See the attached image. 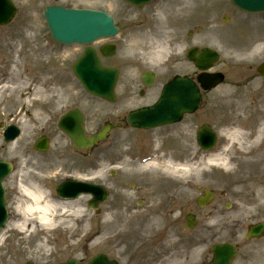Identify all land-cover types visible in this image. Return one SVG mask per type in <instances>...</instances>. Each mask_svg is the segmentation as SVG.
<instances>
[{"label":"rangeland","instance_id":"rangeland-1","mask_svg":"<svg viewBox=\"0 0 264 264\" xmlns=\"http://www.w3.org/2000/svg\"><path fill=\"white\" fill-rule=\"evenodd\" d=\"M13 1L17 5L15 17L7 26L0 27V59H3L0 60V76L1 74H10L13 78L10 83H16V85L14 90L11 87H8V90L0 91V106L9 105L12 102L15 103V106H19L22 103V99H25L23 97L21 98L20 94L26 91L24 86L30 84L32 90L26 98V100H29L26 101V104H31V117H24L26 118V125L22 129L23 132L20 135V138L18 137V140H16V143L12 145V148L10 147L9 151L10 154H14L12 157H14L18 163V159L21 157L20 154L23 153V145L30 140L28 143L29 151H26L25 155L31 160V165L27 162L26 170H30L29 174H32L33 180H35V178L40 179V176L44 179L45 177H49L46 178L45 181L43 180L45 182L43 188L46 192H49L50 195L54 193V186L58 183L62 174L73 173L81 176L87 175L88 173H86L85 170L87 166L92 164L94 155L87 157L90 160L81 157L76 158L75 161L69 159L71 162L75 163L77 170L66 168L69 165L64 163H60L54 168H52V166L50 169L47 168L45 164L40 163V157L45 155L46 157H53L56 155L62 159V156L68 153L69 156L76 157V153H74L70 142L56 128V126L54 124L51 126L46 125L45 119L47 113H49V109L51 108L53 112H59L68 105L73 104L77 106L84 113V126L86 133H92L102 126L108 112V109L103 105L105 104L107 108L108 105L106 102L86 93L72 74V62L82 51V46L73 45L66 47L55 43L50 38L40 15L41 9L48 4L58 3L67 6L99 8L106 10L114 17L115 23L120 26V35L110 38L109 40L112 39V41L117 44L118 53L114 57L105 58L104 62L106 64L116 65L120 68L121 73L123 74V80L118 84L117 91L121 96H123L121 91L126 79L140 73L145 68L148 69L147 67L155 69L159 74V77L162 79L167 78L168 75H171L174 72H184V57L179 53V50L184 45H187V43L210 46L220 53V58L214 69H218L225 74L224 83L212 91L205 92L199 109L192 115H187V119H184L180 124L174 126L171 137L159 141L154 150L158 157L162 156V153L170 148H172L170 154H172V151L174 150L172 158L179 162H183L181 161V158H183L181 152L185 153L186 148L187 154L189 153L188 150L191 149V153L194 155L196 153L194 134L198 123L204 121L210 122L218 135H220L221 129L225 124L227 125L228 120H230L228 110L222 109L220 105L221 97L219 96V90L221 88L225 89L227 86L236 88L241 85L245 87L250 82H254L259 86L258 92L255 93L253 90L250 93L247 102L251 105L263 107L262 109L264 110V76H259L255 71V67L260 62L264 61V39L261 42L259 40L255 45L254 43L251 44L247 41H245V44L243 45H235L231 42L234 41L235 43H239L238 38H236V33H231L237 25H250L252 28L255 26L258 30L264 29V23L258 24V20H261V18L264 17V14L245 18L246 16L242 15L240 11L230 5L229 0H210L212 4H216L220 9L215 13L206 10L208 15L188 16L187 20H190V23H187L184 27H180L181 30L179 31L175 28L174 31H172L166 30L157 18L153 19L154 24L150 22L151 19L154 18L151 13V7L147 11H137L126 5L122 0ZM136 13L140 15H136ZM222 14L229 15L230 21L223 24L220 19ZM142 16L143 19L141 20ZM148 20V26L142 25L147 23ZM172 20H175L173 21L175 27L177 20ZM137 23L138 27L136 29H134L135 27L131 28ZM200 24L203 26L200 30H197V25ZM150 26H153L154 31H148ZM187 29L196 30L190 38H187ZM165 32L175 33L168 34ZM255 33L260 34L261 31H255ZM141 35L142 39L144 38L142 42L145 43L142 46L146 48L145 53L142 54L144 60H142V57L135 56H141L140 52H143L141 47H129L130 44L138 42ZM127 36H133V40L128 45ZM226 36L229 39V44H233L234 47L227 46V49L224 47L223 42L227 39ZM169 37L172 38L168 42V45H170V49L173 50L169 52L170 55L166 54L161 59H154L152 55H145L151 54L154 46L161 42L168 41ZM95 46H97V44H95ZM253 46L258 47L259 50L254 59L249 60L246 57V54L253 49ZM166 58H168V60H165ZM6 63L8 64L6 65ZM26 67L27 69H25ZM22 69H25L26 76L24 77V71H21ZM188 69L191 71L190 68ZM13 70L19 71L18 77H14ZM7 83L9 82L7 81ZM250 91L251 90L248 92ZM1 109L4 111L2 107ZM242 116L252 117V120L258 121L257 118L260 115L258 116L251 111H246ZM249 120V118L243 119L245 122L244 125H248V122H250ZM259 122H263L264 124V116ZM41 127H44V132H48L52 138L50 149L46 153H36L31 147L33 139L40 134ZM220 143L221 139L219 140L218 147L220 146ZM100 148L98 147L94 150V153L99 151V149L103 152V140L101 141ZM3 150L4 148L0 151L2 152ZM99 157L103 158V154ZM81 159H83V161L86 160L88 163L83 164L80 162L79 164L78 161ZM235 163L236 166L239 163L244 171L243 175L240 177L242 178L245 187H250L252 183H250L249 179L253 177L258 178L259 174H262L260 180L263 181L264 162L262 163V169H250L251 167L249 165L243 164V161L237 157L236 161L234 160L230 163L231 171L235 168ZM63 168L66 169L61 170ZM248 171H250V175H247ZM99 173L100 175L96 180L103 182L106 176L105 170L101 169ZM152 173L154 176H157V173ZM201 174L202 172L198 175H194L193 178L200 179L201 177V180L206 186L216 187L217 191H221L222 188L226 187L229 192L232 188V182L229 176H237V174L227 172L224 178L215 179V174L217 173L208 175ZM157 179L163 184L161 186H164L161 188L162 191L169 192L170 194L174 193L175 196L173 197L176 198H171H173L172 201H174L176 213L179 214L180 212L184 213V211H187V205L185 204L190 196H194L195 192L194 187H187V175L183 177V180H175V182L170 176H161L160 178L158 176ZM184 181L186 184H184ZM189 192L191 194L187 199ZM233 192L235 194L240 193L236 188H233ZM256 193L259 197V199L257 198L256 200L264 201V190L260 185L256 189ZM229 197L233 198L231 194ZM87 198L88 196H83L71 205L68 203V206L65 208L66 212L64 213V216L60 215L63 210L57 209L54 211V214L57 216L55 219L56 224H54L55 228L49 229L40 226L32 228L33 224H31V226H28L29 229L27 228L23 238H20L21 235L18 232L14 234L15 230L13 231V228L5 230L4 235L7 236L8 239L6 242H2L3 246L0 247V256L4 257L6 250V264H22L27 260H32L37 263L43 262L45 264H56L71 257L76 259H86L93 253L104 251L105 237L103 238V236H101L103 235L102 233L100 234L101 238H98L97 234H99L104 228L108 235V239L113 240L111 238L114 233V227L112 228L114 225L106 219L102 220L105 218L102 216L103 214L99 216H91L92 213L85 204ZM223 199L224 197L222 200ZM79 208L83 213L86 224L91 228L87 235H85L83 230L80 231V224L83 223V217L80 219H73L74 211ZM103 210H105L104 206ZM70 227L79 228V231L77 230L78 232L76 231L70 236ZM106 249L108 248L106 247Z\"/></svg>","mask_w":264,"mask_h":264},{"label":"flooded vegetation","instance_id":"flooded-vegetation-1","mask_svg":"<svg viewBox=\"0 0 264 264\" xmlns=\"http://www.w3.org/2000/svg\"><path fill=\"white\" fill-rule=\"evenodd\" d=\"M115 194L111 196L108 203L112 209L124 210L122 215L128 210L136 207L129 206L131 202H126V191L120 180L115 184ZM7 205H11L12 195L7 187L5 191ZM140 207L145 204V200H140ZM187 213L193 214L195 226L191 229L181 230L186 238H180L182 249L159 248L160 242L172 240L167 236L166 229L150 227V236L143 238L140 235L142 228L143 214L134 217L131 225L136 227L134 237L131 238L130 245L127 239L120 237V242L126 246L121 252L122 264H187L191 261L188 254H195L198 262L204 264L211 259L209 246L215 242H229L235 248V254L231 259V264H250V256L254 255L252 261L258 259L259 263L264 262V230L259 238L247 239L245 234L251 224L261 222L264 224V208H251L244 210L235 208L236 205H253L252 203H236L214 201L207 208L199 209L196 206L192 209L191 203ZM191 206V207H190ZM120 207V208H117ZM120 214L115 215V220L124 225L127 218ZM148 212L147 216H151ZM126 216V215H125ZM171 227L173 221L170 223ZM138 243L136 244V242ZM152 241L153 243L149 244ZM211 243V244H210ZM198 263V264H199Z\"/></svg>","mask_w":264,"mask_h":264},{"label":"bare ground","instance_id":"bare-ground-1","mask_svg":"<svg viewBox=\"0 0 264 264\" xmlns=\"http://www.w3.org/2000/svg\"><path fill=\"white\" fill-rule=\"evenodd\" d=\"M244 29V30H243ZM243 29H238L235 31L236 38H238L239 43H235L231 41L235 45L245 44V41L254 45L264 39V30L261 31L260 34L255 33L254 27L250 25L244 26ZM246 31V32H245ZM224 47L230 46L234 47L233 44H229V39H225ZM259 48L254 46L252 50L246 57L251 60L253 59L257 53ZM167 52V45L160 43L156 46L151 54L154 58L159 59ZM259 86L256 85L254 82H250L247 86L238 87V88H230L226 87L222 89L219 93L221 97L220 105L222 109L228 110L230 116L227 127L223 129L222 134L226 136V143L224 145V149L230 150L234 148L236 153L244 152L247 154L246 160L250 162L254 167H261L263 166L262 163L264 162V125L258 124V122L264 116L263 107L257 105H251L247 102L250 93L254 90L255 93L258 92ZM251 90L250 92H248ZM246 111H251L257 114L259 117L257 118L258 121L254 124V121L250 123L248 126V131L243 129V119L245 117L242 116ZM258 125V126H257ZM207 162L210 164H215L219 168H225L228 165V158L227 154L220 156V153L210 155L207 158ZM150 167H155L159 169L160 174L164 176H172L175 180H183L185 175H192L198 170V166L193 163H184L178 162L174 159H166L164 161L153 162L149 164ZM214 172V168L211 169ZM27 185H23L21 182L19 184V192L20 196L24 198V201L19 206L17 205L18 209L22 213V220L21 222H17L15 227L19 231H25L27 228V224H30L27 220L30 219L32 222V228L34 226H41V227H50L52 224L55 223L56 214H54L57 209L66 211V206L68 203L66 202H57L53 201L50 195L47 194L42 187L33 180L30 182H26ZM74 202V201H73ZM73 203H70V205ZM73 213V212H72ZM54 214V215H53ZM61 215V213H60ZM64 215V214H63ZM61 215V216H63ZM83 213L81 209H76L74 211V218H82ZM83 223H81L80 231L83 230L85 235L89 233L88 224L83 217ZM63 222V221H61ZM70 236L73 235L79 228H69ZM77 231V232H78ZM2 234H0L1 240ZM101 236H104L101 235ZM100 236H98L99 238ZM97 238V237H95ZM0 264H3V258L0 256ZM5 264V263H4Z\"/></svg>","mask_w":264,"mask_h":264},{"label":"water","instance_id":"water-1","mask_svg":"<svg viewBox=\"0 0 264 264\" xmlns=\"http://www.w3.org/2000/svg\"><path fill=\"white\" fill-rule=\"evenodd\" d=\"M129 1L135 4H138L142 0H129ZM235 2L240 7L246 8L248 10L264 9L263 0H235ZM49 16L51 17L50 21L52 23L53 29L55 33L58 35L59 39L61 40L64 38H67L69 42H73V41L91 42L94 38L112 34L111 29L105 28V26H108V23L105 20L106 18L96 12L49 11ZM202 54L208 57V62L204 65L206 67L215 58V54L207 50L202 52ZM88 60L90 62H88ZM78 69L82 75L89 74L93 80L97 74V72L94 70H98V69L107 70L103 68L100 65L99 61L93 57L92 52H88L79 61ZM87 82H90V81H87ZM87 85L93 91L101 92L105 87V82L100 80V78H97L96 84L91 85V83H87ZM189 110L191 109L189 108ZM102 134L103 133H101L98 137L102 136ZM71 135H72L74 142L77 143V145L80 147L81 143L84 141L81 129L77 128L75 131L71 132ZM92 140L93 139H90L89 141H92ZM64 188L69 192H73L74 190L77 189V185H73V186L65 185ZM85 190H92L94 193H97L96 199L101 200L103 198L104 193L98 187H86ZM65 264H75V263L67 262ZM94 264H105L104 258L101 257L99 262L94 263Z\"/></svg>","mask_w":264,"mask_h":264}]
</instances>
